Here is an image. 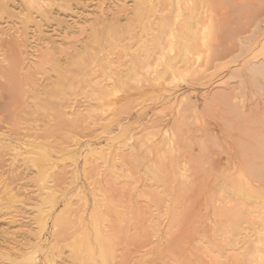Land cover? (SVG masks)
Returning a JSON list of instances; mask_svg holds the SVG:
<instances>
[{
    "label": "bare ground",
    "instance_id": "bare-ground-1",
    "mask_svg": "<svg viewBox=\"0 0 264 264\" xmlns=\"http://www.w3.org/2000/svg\"><path fill=\"white\" fill-rule=\"evenodd\" d=\"M9 1L16 0H0V17L15 14ZM18 1L26 10L19 13L21 23L26 28L32 20L38 30L42 20L34 22V9L48 17L53 6H69L68 0ZM131 3L126 24L96 22L100 28H93L96 33L90 37L98 43L96 49L85 42L66 61L55 60L51 71L56 81L44 85L42 93L34 92L42 111L37 120L51 119V110L59 119L53 132V125L44 124L16 134L12 127L1 128L0 120V158L10 154L13 161L21 157L32 164L39 197L32 239L22 248L0 251L2 264H35L40 255L46 264H57L54 247L60 255L65 246L78 262L137 264L125 252L117 260L126 245L115 243L121 244L130 226L146 232L142 248L154 238L157 255L171 254L175 229L182 232L189 226L187 209L197 216L195 228L209 231L197 237L205 240L195 252H226L208 256V264H264V0ZM17 65L12 56L0 79L6 73L13 80ZM178 78L185 80L182 89ZM198 95L201 111L218 123L213 119L191 127L200 106L190 97ZM176 102L180 108L174 107ZM150 104L157 106L146 117ZM79 166L87 190L79 182ZM3 191L4 201L12 197L9 203H15L12 190ZM68 195H77L76 201L67 200V208L52 216L49 226L57 199ZM180 239L178 244L184 241Z\"/></svg>",
    "mask_w": 264,
    "mask_h": 264
},
{
    "label": "rangeland",
    "instance_id": "rangeland-1",
    "mask_svg": "<svg viewBox=\"0 0 264 264\" xmlns=\"http://www.w3.org/2000/svg\"><path fill=\"white\" fill-rule=\"evenodd\" d=\"M68 1H69L68 2L69 6L67 9H64L65 7L61 8L58 5L56 7L53 6L49 11L50 13H48V17L44 16L45 18L43 17V15H39L38 10L34 9L32 11V14L34 16V22H36V20H42V22L40 23V30H38V28L32 22V20L29 22L30 24L26 23L28 25L26 28L24 27L23 23H21L22 22V16L19 13L24 12L22 14H25L26 10L21 8L18 0L13 1V2L9 1L11 3V4L10 3L9 4L11 5L12 10H13V7L15 6L14 7L15 9L13 10L14 11L13 13H15V14H13V15H8V14L5 15L4 14V15H2L3 17L2 16L0 17V40H1V42H0V78H2V76L4 75L3 74L4 70H2V69H7L8 65L12 61V56L14 58L18 59V65H17L15 73H17V75L19 74V77H20L19 80L17 79L18 80L17 81L15 79V78H17L16 77L17 75L15 74V78L13 80H10V77H9L8 80H10V81H8L6 79L7 74L5 73V77H3V79H0V116L2 117V118L0 117V120L3 121V124L0 123V127L2 124L1 128H4L3 126H5L6 130H11L12 128H14L13 131L16 134H19L20 131L26 132V130H24L23 127L29 129V128L35 127L37 125L42 126L44 124H47V125H50V127L53 125V127L51 128V130L53 132L57 128L56 126H58L54 122H58L57 120H59L57 115L55 114V111L52 112V110H51L50 113H49V111H47V113L51 116V119L44 120V121L37 120L41 117L42 111H40L38 109V108H40L39 105L37 106V104L39 102L35 101V96H33V95H35L34 92H38V91L42 93V89H43L44 85H46L47 83H51V82L56 81V79L54 77V73L51 71V67L55 64V60H60L63 62L66 61L69 58V56H68L69 54H74L77 51H81V48L84 46V44H88V43H89L88 47H90V46H91L90 48L93 47L92 50L94 51V49H96V47L98 46V43L96 45L90 37H91V34L93 35V33L95 32V31H93V28H95V27H98V29L100 28V25L98 23L101 24V23L107 22L109 24V23H112L116 20H119L120 21L119 23H121L120 25H124V23L126 24L127 19L130 18L129 12H130V9L132 7L131 0H77V1L76 0H68ZM41 5L43 6L44 3L41 2ZM16 10H18L17 13H16ZM70 10H72V11H70ZM121 15H123V16H121ZM41 17H42V19H41ZM100 20L102 22H100ZM92 22H94V23H92ZM96 22H98V23H96ZM86 27L89 28V31ZM90 27H91V29H90ZM83 28H85V30ZM90 30H92L93 32H91ZM88 33H90V34H88ZM87 36H89V37H87ZM86 39H87V41H86ZM88 39H89V41H88ZM11 40L15 43V45H13V46H15V49H13V51H11V48L9 46L11 43H13ZM3 42H5V43H3ZM85 42H88V43H85ZM7 43H8V45H7ZM103 43H104V40H103ZM105 45H107V44H105ZM104 47H106V46H104ZM9 49H10V51H9ZM92 50L90 49L91 52H92ZM12 52H13V54H12ZM74 65L76 66V64H74ZM226 78L227 77H225V79ZM178 79H179L178 85H180V86H178L179 87L178 89H182L183 87H185V84H183V82H185V80H183V79L180 80V78H178ZM20 80H22L21 82H23V84H25V85L18 83V82H20ZM230 80H232V79H230ZM12 81H15V83H17V84H15ZM10 83H12L13 85L12 84L10 85ZM15 85L16 86L19 85L18 86L19 88L18 87L13 88ZM14 89L16 91L15 92L16 94L13 92ZM204 89L205 88H203V90ZM7 90H9L8 91L9 93L7 92ZM17 90H18V92H17ZM205 90H207L210 93L214 92V89H212V88L205 89ZM198 91H202V90H198ZM12 94H14V97L15 96L16 97L15 98L11 97ZM17 95H19V97ZM118 96H122L121 91H119ZM199 96L200 95H198V97ZM16 98H17V100H16ZM190 98L192 101L196 100V103L200 106L199 107V110H200L199 114L196 117L197 120L195 118L191 120V124H192L191 127L194 128L196 126H199L200 124H197V123L204 124V123H207L208 121L210 123H214V121L215 122L217 121L218 118L216 119V118H214V116L209 117L210 114H208V112L203 113L201 111L202 103H203V98L201 96L198 99L193 97V96H191ZM9 99H11V100L14 99V100H12L11 101L12 103H11L9 101ZM27 99H29L28 100L29 102L27 101ZM35 104H36V106H35ZM175 104H176L174 106L175 108L181 107L178 102H176ZM7 105H9L8 108L6 107ZM34 106L36 107V109L34 108ZM156 106H157L156 104L155 105L150 104L146 109V112L148 113V115H145V116L146 117L150 116L153 113ZM1 110H4V111L1 112ZM31 112L32 113L34 112V113L32 114ZM165 113L168 114L169 113L168 110L165 111ZM145 116L143 117V119H146ZM5 117H6V119H5ZM9 117H10V119H9ZM54 117H57V118H54ZM213 119H214V121H213ZM133 120H135V119H133ZM9 121H10V123H9ZM218 121H217V123H218ZM12 123H13V126H12ZM193 123H194V126H193ZM137 124H139V123H137ZM32 125H34V126H32ZM59 126H61V125H59ZM4 130L5 129H3V131ZM16 131H18V132H16ZM215 132H217V131H215ZM19 136H21V135H19ZM214 146H216V145H213V147ZM216 149L219 151L218 146H216L215 149L213 148L214 152L217 151ZM10 158H11L10 154L9 155L3 154L0 158V191H3L4 189H6V191H5V193H6V192H8V189H11L12 192H9V193H10V195L13 194V199L15 200V201L13 200V202H15V203L10 204L11 201H9V200H11L12 197H8V199H7L8 201L5 202L3 199L4 196H6V195L3 196L4 191L1 192L2 194H0V242H1L0 243V251H2V252L5 251L6 248L7 249L10 247L14 248V246H19V247H16L17 249L22 248L20 246H22L23 243H26L28 240L32 239V233L34 231V226H36L35 220H34V206L35 207L37 206L36 205L37 200H39V197L37 194L38 193L37 192L38 191V189H37L38 183L36 180L37 176H36L35 168L32 167V164H29L28 161L22 160L21 157H17L15 159V161H13V159L12 158L10 159ZM214 159H216V157H214ZM27 164H29L30 166H28ZM206 165L208 166L209 164H206ZM81 169L82 168H80V166L77 169L78 173H79L78 174L79 182L87 190L86 185H84V183H83V182H85V180L83 179V181H82V178H84V176L81 175L83 172ZM186 169L187 170H186V172H184V174L187 175V174H189V169H190L189 164L186 165ZM71 177H72V173L67 170L66 181H69L71 179ZM9 183H10V185H9ZM13 192L15 193V195ZM58 198H59V196H58ZM59 199H61V200H59ZM59 199H57V204H55V207L53 209L54 212L52 211L50 217L48 218V221H49L48 225L49 226L52 224L51 223L53 220L52 216L54 217L58 212L62 211V209L65 210L67 208L66 207V201L67 200L76 201L75 199H77V195H76V197H75V195L74 196L68 195L67 198H63V199L59 198ZM196 204H199V203L197 202ZM196 207H197V205H196ZM187 210H188V211H186L187 214L185 212L184 213H185V216L187 215V217L189 218V222H187L189 224L188 228L182 229V232L179 231V229H175L177 231H175V233L173 231V233L177 239H173V243L175 241L174 246L172 243L169 242L172 247L170 245L168 247L172 248V250H173L172 253H174V254H172V253L170 254V253H168V251H163V252L158 254L159 257L157 258L156 253L158 251H155V248H156L155 246H157L158 244L156 243L154 238H152V243L149 245V247L147 246L146 248H142V247H144L143 245L145 244L144 241H146V240H143V244H142V238H143V236H145L146 232H144V234H143L142 231H139L140 226H138L139 228L137 226H134V228L132 226H130L131 228L129 227L130 229L128 230V233L126 234V235H128L127 237H125V235L123 236V234H122L121 244L117 241L115 244L119 248L124 246L123 244H125L126 247L124 249H122L120 252H118V251H116V252H118L119 254L120 253L123 254L125 252L123 255L125 256L127 254L126 255L127 258H130L132 260L133 259L137 260V261H135V262H137V264H143L147 260H150L151 261L150 264H152V262L155 259L158 260V262L155 260L157 264H160V263H162V264L163 263L164 264H208V262H212V261H209L208 259L213 258V256L215 254L217 256L219 249H217L216 253L215 252H211V253L208 252V254H207V252L202 251V250H198L199 252H195L197 250L196 249L197 246L199 244H204L203 241L205 240L204 238H201V240L202 239L203 240L200 241V240H198L197 237L201 236L202 234L203 235L206 233L208 234L209 231H207V229L205 230L202 228L196 229L195 228L196 226H194V225L198 221L197 216H195L196 214L194 215V213L192 212L193 210H191V209H187ZM201 210H202V208H201ZM191 212L193 214H191ZM194 212H195V210H194ZM49 214H50V212H49ZM189 214H191L192 216H190ZM194 217H196V220H194L195 219ZM191 218H193V220H190ZM199 219H200V216H199ZM163 224H165V222ZM144 225L145 224L142 223V226H144ZM191 228H193V229H191ZM134 229H136V231ZM145 230L147 232H150V231H148V229H145ZM180 232H181V234H180ZM183 232L186 235H184ZM134 235L135 236L137 235V236L135 237ZM140 235H141V237H140ZM182 236H183V240L185 242L181 241L180 244L181 243H183V244H181L182 246H180V244H178L179 243L178 241L181 240L180 238ZM123 239H125V240H123ZM187 241H188V243H189V241H191L192 243L190 242L189 243L190 245H189L186 243ZM19 243H21V244H19ZM197 243H198V245H197ZM118 244H119V246H118ZM185 245H187V246H185ZM201 247H203V245ZM3 248H5V249H3ZM114 248H116V247H114ZM228 248H230V247H226V250H229ZM148 250H149V252H148ZM174 250L176 251V253L174 252ZM186 250L188 252H186ZM223 250H222V248H220L221 254L226 253ZM54 251H56L55 254H54ZM54 251H53V254H54V258L57 257V258H55V261L57 264H88L86 261L83 263V262H78V261L74 260L73 258H71L68 247H66V246L63 250H61L62 252L60 253V255L57 252L55 247H54ZM134 251H136L138 253H136ZM192 252H193V254H196V255H192ZM188 253H190L191 255ZM121 254L118 256L117 260L121 259V256H122ZM130 254H131L132 258L129 256ZM175 254H178V255H175ZM141 255L142 256L144 255V256L142 257ZM204 255H205V257H204ZM188 256H190V257H188ZM208 256L209 257L212 256V257L209 258ZM39 257H38L39 259L35 262V264H46L42 260L44 257L42 255H40ZM179 257H180V259H179ZM186 257L188 258V261L186 260L187 259ZM115 258H117V257H115ZM160 258H161V260H159ZM218 258H219V256H218ZM189 259H190V262H189ZM196 259H197V261H196ZM0 260H1L0 264H2L5 261L4 259H3L4 260L3 261L2 258ZM191 260H193V261H191ZM185 261H187L188 263ZM194 262H196V263H194ZM98 264H100L99 260H98ZM210 264H212V263H210Z\"/></svg>",
    "mask_w": 264,
    "mask_h": 264
}]
</instances>
